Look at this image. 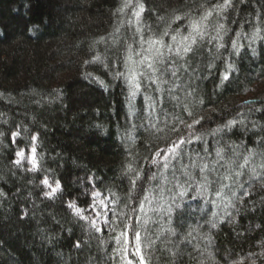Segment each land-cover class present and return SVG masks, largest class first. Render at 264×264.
<instances>
[{
	"label": "trees",
	"instance_id": "trees-1",
	"mask_svg": "<svg viewBox=\"0 0 264 264\" xmlns=\"http://www.w3.org/2000/svg\"><path fill=\"white\" fill-rule=\"evenodd\" d=\"M214 2L143 0L142 22L155 30L158 24L163 27L161 17L167 21L185 11L195 15L199 4ZM121 3L0 0V264H113L112 236L117 233L102 222L103 230L96 232L90 220L75 215L70 203L93 218L91 193L99 191L100 197L109 198L110 208L128 213L126 166L156 170L150 163L155 152L181 136L188 137L193 129L186 125L201 117V123L194 125L197 132L233 119L243 123L216 139L206 136V144L186 145V151L204 147L213 151L226 144L239 145L238 151H243L257 147L256 141L264 136V41L257 40L249 48L250 41L241 38L238 42L245 46L238 55L230 46L236 33H251L264 21V0L236 2L223 21L230 29L224 37L227 47L217 52L216 41L208 44L207 39L194 46L185 60L176 61L177 77H169L165 86L177 85L171 93L157 94L147 88L131 101L132 107L127 85L115 78L116 72L124 71L123 37L131 35L127 25L114 32L120 20L127 19L117 12ZM218 19L213 15L209 24L214 26ZM187 22L176 21L172 28L184 32ZM261 27L264 35V23ZM115 38L121 43L114 45ZM94 56L104 63L94 61ZM225 74L228 80H223ZM145 96H159L162 106L157 103L153 112ZM13 131L20 132L15 143ZM33 134L39 159L35 172L28 171L27 159L14 163L16 151L24 149L25 157L30 155ZM46 176L53 186L56 180L62 186L51 197L44 194L51 189L41 183ZM177 202L181 207L174 208L171 224L165 212L150 214L155 223L148 226L149 236L156 241L151 264H230L233 260L264 264V190L257 187L237 205L239 211L229 209L234 221L217 219L214 229L206 220L212 212L221 216L223 212L205 203V198L190 189ZM108 218L114 219L112 212ZM130 222L135 223V214ZM169 227L176 228L178 235L170 236ZM192 229L197 231L188 243L185 236ZM205 234L210 235V243L202 238Z\"/></svg>",
	"mask_w": 264,
	"mask_h": 264
},
{
	"label": "snow or ice",
	"instance_id": "snow-or-ice-1",
	"mask_svg": "<svg viewBox=\"0 0 264 264\" xmlns=\"http://www.w3.org/2000/svg\"><path fill=\"white\" fill-rule=\"evenodd\" d=\"M236 2L243 3L244 0H222V2L217 0L211 5L201 3L198 5L195 15L192 14V11H185L182 14L173 15L167 21L161 17L163 27L161 28L158 24L154 30L151 25L142 22V14L145 12L143 0H122L117 12L127 16V19L120 20L114 32L120 33L121 28L127 25L131 35L123 37L124 71L116 72L115 78H122L127 85L130 107H132L131 101L138 94L145 92L147 88H153L157 94L164 91L171 93L177 85L173 83L172 87L167 89L165 86L170 83L169 77H177L176 61L185 60L188 54L193 51L194 46L200 45L207 39L208 44L216 41L217 52L226 48L224 37L230 29L226 27L223 21L227 19L225 14L229 9L235 7ZM129 10L130 15H128ZM213 15L219 17L214 26L209 24ZM184 19L188 21L184 32H181L179 27L172 28L173 23ZM262 23L264 21L258 22L251 33H236L235 38H230V46L235 54L238 55L240 48L245 46L238 42L241 38L250 41L249 48L257 40L264 41ZM210 29L211 32L215 33L214 35L211 34ZM112 35L110 34V36ZM101 40L103 41L104 38L102 37ZM112 43L114 45L120 44L121 39L115 38ZM93 60L104 63L100 56H94ZM228 78L227 74L223 76V80H228ZM99 83L104 85L103 80H100ZM171 98L178 99L176 96ZM145 101L153 112L156 110L157 103L161 106L163 104V100L159 96L156 99H153L152 96H145ZM185 111H187V106H185ZM188 115L191 116L192 113L189 111ZM202 119L203 117L186 125L188 129H193L188 137L181 136L166 149L155 152L150 163L156 167V170L151 167L147 171L144 169L137 170L131 163L126 166L123 174L128 178L130 186L127 193L128 201L124 207L129 209L128 213L123 211L117 213L110 208L109 204L105 203V200L109 198L100 199L101 193L99 191L91 193L93 203L89 207L95 213L93 218L85 216L83 213L86 210L77 207L74 202L69 204L75 215L81 219L90 220V226L96 232L103 230L100 226L102 222L110 232L117 233L112 236L116 245L113 249L115 255L110 257L113 264H116L118 258L120 264H151V250L156 241L149 236L148 226L150 223H155L150 214L165 212L168 222L171 224L174 208L179 209L181 207V204L177 202L178 199L182 200L190 189L194 190L198 196L205 198V203L211 204L223 212L222 216L218 212H212L211 218L206 220V223L213 229L217 227V219L219 222H223L224 217H232L234 221L235 217L229 209L239 211L237 205L242 204L244 198L252 195L257 187L264 190V136L256 141L257 147H245L243 151H238L240 146L235 144L218 146L213 151H209L206 147L194 153L186 151V145H191L194 142L206 144V136H212L213 139H216L220 134L230 131L237 123H243L233 119L218 125L216 128L197 132L194 125L200 124ZM180 122L184 123L183 120ZM255 126L254 124L253 127ZM11 136L13 143H15V138L20 136V132L13 131ZM30 139L32 141L31 154L26 158L24 149L16 151L17 159L14 163L20 165L23 160L27 159L31 165L28 171L35 172L39 167L35 143L37 135L33 134ZM219 143L220 141L217 140V144ZM162 152L163 155H161ZM245 176L247 179H242ZM41 183L51 189L44 193L45 196L49 197L56 194L62 187L59 180H56L53 186L47 176ZM112 195L115 196V193ZM209 195L213 198L208 199ZM111 203H116V201H111ZM98 206L102 211H97ZM108 212H112L114 219L108 218ZM132 214H135V223L130 222ZM101 217H103L102 221ZM116 221H120V224H117ZM166 231L170 236L178 235L176 228L169 227ZM194 231L197 229L187 232L186 242L191 243L188 237H192ZM202 238L208 240L209 243L211 242V237L208 234ZM76 246L79 247V243ZM230 264H244V262L233 260ZM250 264H255V260H251Z\"/></svg>",
	"mask_w": 264,
	"mask_h": 264
},
{
	"label": "rangeland",
	"instance_id": "rangeland-1",
	"mask_svg": "<svg viewBox=\"0 0 264 264\" xmlns=\"http://www.w3.org/2000/svg\"><path fill=\"white\" fill-rule=\"evenodd\" d=\"M30 154H31V151H30ZM100 199H104V198L100 197ZM105 203H108L109 204L108 200H105ZM109 206H110V204H109ZM97 211H102L99 206L97 207ZM107 216H108V213H107ZM101 219H103V217H101Z\"/></svg>",
	"mask_w": 264,
	"mask_h": 264
}]
</instances>
